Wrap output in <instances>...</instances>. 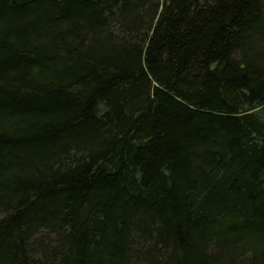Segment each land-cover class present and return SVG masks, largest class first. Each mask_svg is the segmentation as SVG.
Segmentation results:
<instances>
[{"label":"trees","instance_id":"1","mask_svg":"<svg viewBox=\"0 0 264 264\" xmlns=\"http://www.w3.org/2000/svg\"><path fill=\"white\" fill-rule=\"evenodd\" d=\"M0 264H264V0H0Z\"/></svg>","mask_w":264,"mask_h":264}]
</instances>
